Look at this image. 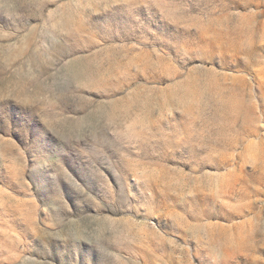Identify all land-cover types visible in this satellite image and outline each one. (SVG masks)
Wrapping results in <instances>:
<instances>
[{"label": "rangeland", "instance_id": "374dc122", "mask_svg": "<svg viewBox=\"0 0 264 264\" xmlns=\"http://www.w3.org/2000/svg\"><path fill=\"white\" fill-rule=\"evenodd\" d=\"M0 264H264V0H0Z\"/></svg>", "mask_w": 264, "mask_h": 264}]
</instances>
